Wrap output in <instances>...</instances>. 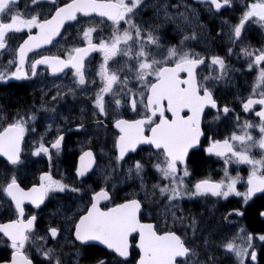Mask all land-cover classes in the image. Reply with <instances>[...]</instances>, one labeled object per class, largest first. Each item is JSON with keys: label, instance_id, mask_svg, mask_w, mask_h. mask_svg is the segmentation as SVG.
Here are the masks:
<instances>
[{"label": "snow or ice", "instance_id": "obj_1", "mask_svg": "<svg viewBox=\"0 0 264 264\" xmlns=\"http://www.w3.org/2000/svg\"><path fill=\"white\" fill-rule=\"evenodd\" d=\"M53 4L56 0H52ZM199 3L208 5V11L215 10L219 12L223 7L232 5V0H198ZM9 4H18L19 0H8ZM33 6H38V0H32ZM145 0H71L63 6L55 7L54 13L49 10L45 18L41 19L40 14H34L30 17V23L22 26L9 25L2 35L0 49L5 48L6 33H19L27 30L29 35L25 39L32 37V30H36L39 40L25 48L21 45L16 51L15 71H0V81H6L9 78L16 80L29 78L25 59L29 52L35 49H41L45 45L53 43L57 36L62 35L61 29L66 21L80 24L79 17H92V14L101 18H106L111 22L112 35L111 41L101 40L99 44L93 42L95 27L88 26L83 28L82 42L83 47L73 46L61 58L59 55H45L34 60L30 65L31 76L39 75L38 66H46V70L54 78H59L57 74L64 73L65 69L72 70V83L57 86V89L64 87L68 89V94L74 95L75 88L84 91L88 88V82L85 74V58L92 52H100L103 56V62L99 65L97 76L103 82V87L99 89L93 101V116H102L107 118L109 114L114 117L113 127L118 130L119 135L115 139V157L118 164L126 160V154L137 152L140 146H148L155 152L148 153L149 161L143 158L133 161L128 166L129 178L140 176L151 162L153 169L160 174L163 180L170 181V184L161 186L154 184L153 189L159 188L161 196H166L167 200L175 203L180 197H196L210 193L212 197L227 198L230 195L242 196L247 202L257 192H264V157L257 160L250 154V149L259 147L264 151V90L257 88L264 86V46L259 49H253L250 46H242L241 53L247 58V67L250 70H256L258 75L256 83L253 85V93L247 98L239 97L244 112L248 113L254 110V105H259L260 110L255 113L259 118L260 138L257 140L250 134V129L257 127L254 123L247 120L239 124V133L233 131L230 137L223 140L209 137V145L205 149L209 155H215L224 160L225 178L213 182L208 179H202L193 185L194 190L186 188L184 177L189 175L187 168L179 175V165H186V159L190 149H195L203 135L202 116L205 114L206 107L216 109L217 117L222 111L225 117L231 116L234 109L226 103L221 109L217 99L214 96L213 88L202 83L198 79V66L205 63V58L199 54L192 56L189 52H181L176 46H168L167 55L163 60L155 58L154 48L162 49V37L159 34L160 25L147 22L136 23L134 18L146 7ZM153 7H156L153 5ZM171 7L176 8L177 5ZM187 8V5H184ZM168 4L160 5L156 8L157 13L161 9L165 17H168ZM22 15V14H21ZM50 15V18L48 16ZM183 15V13H181ZM11 19V17L9 18ZM28 19V18H27ZM257 23L264 31V0H258L254 3H246L238 22L231 26L230 31L225 32L229 22L224 20L221 31L218 36H226L227 42L232 45L242 44L244 41L243 30L246 22ZM121 22L128 25L123 32L120 31ZM134 30V31H133ZM190 37H183L184 40ZM191 39H199V36L193 32ZM138 49L136 55H132L133 43ZM121 44L127 49L123 51ZM128 57V61H135V64L129 63L130 71L135 73V81L138 87L130 88L131 83L125 76L123 79L127 85V90L117 92L113 85L121 84L120 74L111 71L109 61L122 52ZM234 48L229 47L228 53L233 54ZM12 61H9L11 64ZM163 65L160 67V65ZM211 66H217L222 72L225 70V60L219 55L211 57ZM158 69V70H157ZM181 73L186 74V78H181ZM149 77L152 78L151 82ZM208 79L207 77L205 78ZM216 79H219L217 77ZM105 94H112L113 99L108 100ZM131 96L129 100L128 97ZM139 96V100L136 97ZM64 98L62 92H57L52 97V101ZM166 101L167 106H164ZM43 106V105H42ZM141 106L143 111L141 112ZM130 109L137 119L124 118V111ZM98 110V111H97ZM52 111V109H49ZM170 113V118L167 114ZM183 113V114H182ZM158 117L159 122H156ZM237 122L239 115L236 116ZM101 122L97 121V127ZM83 128V124L77 127V131ZM59 130V126H57ZM150 130V135L146 134ZM11 131V135L0 134V156H3L12 165L20 162L21 144L25 135V122L19 120L10 123L5 130ZM63 136L59 135L51 143V148L57 150V155L62 146ZM240 146V150L236 146ZM33 156L43 154L50 157L49 148L44 143H40L33 151ZM155 155L156 161H151ZM160 157H163L161 160ZM95 163L94 153L91 150L83 151L79 156V163L75 169V176L85 177V174L93 169ZM230 163L248 164L251 171L247 178V189L241 193L236 185L241 179L239 174L232 177L228 174L227 166ZM134 169V174H133ZM179 176V178H178ZM39 184L24 190L18 183L17 177L12 176L6 183L3 191L10 197L14 204L16 219H11L8 223L0 224V233L10 242V258L0 260V264H33L25 249V244L29 240V233L32 232L36 215H32L25 220L24 204L28 202L34 207L39 208L44 204L46 198L55 196L59 193L71 191L76 199H80L92 192L90 197V206L86 213L70 216L66 218L68 231L74 236V243L78 242L77 254L80 248H88L95 245H101L115 253L116 256L124 258L115 260L114 264H127V257L130 255L129 237L132 233L139 234L137 247L140 250L138 264H181L178 258H185L183 264H188V257L193 254V250L187 246V242L172 231L158 234L152 223H141L138 214L142 209V201L139 198H126L123 203H117L113 207L102 210L99 206L102 201L111 202L110 191L106 187H101L99 191L91 188H82L72 186L59 179H54L50 172H42L39 175ZM107 181L108 177L105 176ZM82 183V180H81ZM143 186V185H142ZM79 194V195H75ZM237 215H242L237 210ZM264 215V213H261ZM195 231L196 221L192 222ZM65 229L50 227L48 234L53 240H58ZM253 236L247 238L248 247H238L229 242L226 244L228 252L235 253L239 258V264H246L243 257L248 254V248L252 247ZM260 241H264V235L259 236ZM37 251H41L40 248ZM52 249H48L43 255L47 258L48 264H51ZM252 259L257 257L256 252H252ZM56 264H63L62 260H57ZM99 264H107L106 261H99Z\"/></svg>", "mask_w": 264, "mask_h": 264}, {"label": "flooded vegetation", "instance_id": "obj_2", "mask_svg": "<svg viewBox=\"0 0 264 264\" xmlns=\"http://www.w3.org/2000/svg\"><path fill=\"white\" fill-rule=\"evenodd\" d=\"M69 1L71 0H56V3L53 4L52 0H38V6H33L32 0H19V3L16 4L17 14L13 17V19H15L14 26L19 27L26 23H30L31 15L37 13H39L41 19H43L45 18V14L49 13V10L54 13L55 7L63 6V4ZM113 2H115V0H113ZM125 2H129V0H125ZM254 2H258V0H232V5L230 7L225 6L219 12H216L214 9L209 12V6L199 3L198 0H145L147 6L134 18L136 23L147 22L161 26L159 34L162 37L161 43L163 48L153 49L156 59H164L167 55L168 46L173 45L181 52H189L192 56L199 54L201 57L205 58V63L200 66L202 68L203 66H209L211 64V57L213 55H219L224 58L226 61L225 65L228 61L226 57L230 59H239V62H237L234 67H230L232 68V72L226 77L211 72L208 76L203 75V77L199 79L202 83L213 88L214 96L221 109L224 107L225 102H231L228 106L233 108L234 111L233 114L228 117H225L221 111L219 113V119H216L218 115L216 109L204 111L205 114L202 116V130L205 135L201 137L199 145L195 149L189 151L186 165L178 166L180 170L179 175H182V171L185 167L187 168L189 175L184 177V183L186 188L190 190H194L193 185L202 179L218 182L225 178L224 160L215 155L209 156L205 151L209 145V137L223 140L226 137H230L233 131L239 133L238 125L243 124L244 121L247 120L257 125V127L249 130L250 134L257 140L260 138L258 127L260 121L255 115V113L260 110V106L254 105L253 111L243 114L241 101L239 100L237 102L239 97L242 96L247 98L253 93V85L256 83L258 75L256 70L246 68L247 58L241 53V47L246 44L232 45L227 42L224 36L217 35L223 27L224 20L230 19L228 27L224 28V31L228 32L231 26L238 22L244 11V5ZM163 4L169 5L168 17H165L163 9L157 13L156 8ZM153 5L156 7H153ZM172 5H177L178 7L173 8L171 7ZM184 5L188 7L185 8ZM181 13H183V15H181ZM79 19L80 24L74 23L73 26L67 27L68 30L66 33H62L59 39L53 42L48 49L37 52L31 56L29 65L26 69L29 78L25 79V81L19 85L8 84L6 88L0 87V131L8 128L10 123L15 122L14 118L22 112L20 109H23V113H28L26 117L23 116V119L26 118L28 123L25 125L24 145L34 143V141L37 142V140L51 144L59 135L64 137V142L74 145L76 144L78 136L77 132H79L77 131V127L81 125L80 123L83 121V118V126L97 123L88 120L87 106L85 104L82 105L81 109L76 106V88L74 95L68 94L67 88L61 87L57 89V86H54V89H51V82L55 80L51 78L45 67L41 69L38 66V72L40 74L35 77H32L30 72L31 63L40 57L45 55H59L65 58L64 54L73 46L83 47L82 33L84 27H95L96 31L93 34L94 43L99 44L101 40H105L106 42L111 41L113 28L111 22L107 21L106 18H101L92 14L90 18L81 16ZM127 27L128 25L124 24V22H121L119 25L121 32ZM34 31L35 29L32 30V33ZM193 32L199 36V39H191ZM24 33V36L29 34L25 29L23 32H20L19 35L22 36ZM243 35L249 38L247 46L253 49H259L261 46H264V31L261 30V27L257 23H253L252 21L246 22ZM33 36L39 39L36 33ZM185 36L190 38L184 40L183 37ZM132 43V55L135 56L138 49L135 46V40H133ZM229 47L234 48L233 54L228 53ZM121 49L127 51L123 44H121ZM123 51L118 52L117 56L109 61L110 70L120 74L119 78L121 79V84L113 85V88L117 92L120 90H127V85L123 81L125 76L131 81L128 87H138L135 81V73L128 69L129 63L135 64V61L129 62L128 57L123 54ZM88 61V64L91 65L93 69L94 67H99L103 62V56L97 51L89 55ZM118 67H123V70L118 71ZM11 71L14 70H7L8 73ZM207 72L208 70H206V73ZM92 74L94 76H86V80L88 86L94 87L93 92L97 93L99 89L103 87V82L101 78L97 76V72ZM71 75V71H66L61 78L67 79L66 83L71 84ZM206 77L208 78L207 80L205 79ZM217 77H219V79H216ZM181 78H186V75L182 74ZM59 80L61 81V79ZM149 80L151 82L152 78L149 77ZM16 86L24 88V92L17 91L20 87ZM262 90H264V86L258 87L256 97L254 98H257L259 91ZM28 91H30V93ZM57 92H62L64 98L53 102L52 97L56 96ZM13 96L17 98V102L10 101ZM137 97L139 100V96ZM130 99L131 96L129 95V100ZM61 101L62 105L59 106L58 104L61 103ZM49 109H52V111H49ZM140 110L141 112L143 111L142 106ZM49 112L53 114L51 117L48 115ZM237 115H239L238 122L236 120ZM167 117L170 118L169 115H167ZM124 118L137 119L139 117L133 115L131 110L128 109L124 111ZM105 119L107 120V124H105L103 118H101L100 122L110 130V123L113 122L114 117L112 114H109ZM156 122H159L158 117L156 118ZM57 126H59V130ZM109 130L106 132L108 138H95L93 140L95 142L91 143V147L94 149L95 153H104L103 156L105 159L114 164L115 160L110 159V154L116 157L115 149L111 146H115V140L111 139L113 134ZM148 131L149 130H146V134ZM238 146L239 145L236 147ZM257 148L260 153L259 159H261L264 157V151L258 146ZM150 151L155 152V150L150 149L148 146H140L137 152L127 155L126 160L122 164V172L128 171V166L135 160L143 158L146 162L149 161L148 153ZM255 156L258 157L257 155ZM59 159L61 163L68 166L69 169L72 168V164L75 161V158L72 156L65 155L60 156ZM156 159L157 157L155 155L151 157V161H156ZM160 159L162 160L163 157H160ZM240 167V164L236 163H230L227 166L230 176L236 177L237 174H239L241 179L238 181L236 188L239 192L243 193L247 188V178L250 172H248L246 168L243 167V170ZM248 167L251 171L250 165H248ZM261 171L264 172V170ZM130 175L132 174L126 172L125 177L127 178V182L124 186H114V176L110 174L106 175L108 177L107 181L104 180L105 175H103L99 177L98 180H84L80 184L76 185L75 183L74 186L91 188L95 191H99L101 187H106L110 191L111 202L108 201L101 204L100 207L102 210L113 207L117 203H123L126 198H139L143 202L141 212L138 214L141 223H152L154 228L157 229L158 234L172 231L184 239L187 242V246L193 250V254H191L192 257L188 258V264H236L235 261L226 259L230 257V254L226 250V244L234 242L236 246L241 247V242L247 241L249 235H264V228L258 230L251 229L246 219L247 211H249L250 207L254 206L257 208V220L264 223V215H261V213H264V202L258 208L260 200L264 199V192L255 193L247 202L244 201L242 196L230 195L227 198H217L212 197L210 193H206L196 197L182 196L175 203H172L167 200L166 196L160 195L159 188L153 189L152 186L154 184L159 183L163 186L164 184H170V181L163 180L160 174L153 169L151 162L148 163L146 169L140 176L129 178ZM91 195L92 192L89 191L87 195L80 199H76L74 194L70 193V196H66L63 199L58 197L55 204H53L54 202L49 203L44 208L41 207L33 210L30 206H25V208L30 215L44 217L47 221H54L58 224H65L68 229L66 218L73 215H76V218H78L81 211L87 207L86 202ZM167 202H169L173 208L171 213L169 212L167 220L163 218L162 214L158 216L155 211H150L152 209L151 205H157L155 208L156 210L164 207ZM12 208L13 205L10 203L6 208L0 203V215H2V220H6L10 216V210ZM49 208L56 209L53 213L55 219L47 218ZM237 210L241 212L242 215H237ZM46 220L40 219V224H44ZM193 220H195L197 224L195 231L192 226ZM43 229L45 230L44 226ZM67 233L69 238L71 233L68 230ZM138 239V233H132L129 237L130 255L128 256L127 264H136L140 258V251L136 247ZM250 249L251 253H257L255 260L252 259V255L250 256V262L255 264L257 261V264H259L260 255L264 254V241H260L259 237L257 240L254 239ZM54 252L61 255L63 263L64 259H73V261H66V264H99L101 260L106 261L107 264H114L115 260H120L116 254L98 246L83 248L79 251V253H82L80 256H76V249L71 252L68 251V248L62 250V252ZM9 255V250L6 248L0 249V260L8 258ZM30 258L33 264H46L45 260L39 262L32 257ZM180 261L181 264H183L184 259Z\"/></svg>", "mask_w": 264, "mask_h": 264}, {"label": "trees", "instance_id": "obj_3", "mask_svg": "<svg viewBox=\"0 0 264 264\" xmlns=\"http://www.w3.org/2000/svg\"><path fill=\"white\" fill-rule=\"evenodd\" d=\"M16 87H20V86H16ZM17 91L24 92V88H21L20 87L19 90H17ZM10 101L17 102V98L13 96V97H11V100ZM263 202H264V199H261L258 208L263 204ZM256 210H257V208L254 207V206H252V207H250L249 211H247V213H246V219L248 221V225H249V227L251 229H254V230H258L260 228H264V223L259 222L257 220V218H256ZM259 264H264V254H261L260 255V262H259Z\"/></svg>", "mask_w": 264, "mask_h": 264}, {"label": "water", "instance_id": "obj_4", "mask_svg": "<svg viewBox=\"0 0 264 264\" xmlns=\"http://www.w3.org/2000/svg\"><path fill=\"white\" fill-rule=\"evenodd\" d=\"M66 23H71V22H70V21H66L65 24H66Z\"/></svg>", "mask_w": 264, "mask_h": 264}]
</instances>
